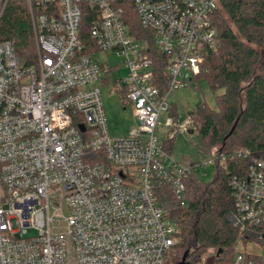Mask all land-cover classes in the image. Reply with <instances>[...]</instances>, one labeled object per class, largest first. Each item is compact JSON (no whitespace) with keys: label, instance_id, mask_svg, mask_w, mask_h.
<instances>
[{"label":"built area","instance_id":"1","mask_svg":"<svg viewBox=\"0 0 264 264\" xmlns=\"http://www.w3.org/2000/svg\"><path fill=\"white\" fill-rule=\"evenodd\" d=\"M6 3L0 0V18ZM24 4L34 61L0 42V264H167L179 231L160 194L183 208L190 177L235 159L247 164L227 181L228 219L264 249V160L215 148L202 164L178 163L154 135L167 98L192 82L205 50L215 47L219 0ZM150 45L162 57L164 81ZM103 51L122 60L124 78L113 80L116 65L94 60ZM109 81L136 120L125 136L109 135L100 92ZM231 264H264V256L237 251Z\"/></svg>","mask_w":264,"mask_h":264},{"label":"trees","instance_id":"2","mask_svg":"<svg viewBox=\"0 0 264 264\" xmlns=\"http://www.w3.org/2000/svg\"><path fill=\"white\" fill-rule=\"evenodd\" d=\"M89 20L86 17L81 26L86 42ZM212 25L217 32L215 47L205 50L200 71L192 82L204 79L211 91L222 93L215 96V110L201 104L188 115L185 128L199 133L203 141L200 151L241 149L264 160V0H219ZM144 34L139 27V37ZM3 41H10L27 64L34 61L24 0H7L0 18ZM148 52L158 63L156 77L164 81L161 55L152 45ZM246 164L247 160L235 159L217 165L210 181L190 177L183 208H174L170 195L160 194V205L179 231L167 264H178L184 255L185 264H201L206 252H210L206 264H231L239 243L246 242V238L228 219L233 201L227 181L231 175L244 172Z\"/></svg>","mask_w":264,"mask_h":264},{"label":"rangeland","instance_id":"3","mask_svg":"<svg viewBox=\"0 0 264 264\" xmlns=\"http://www.w3.org/2000/svg\"><path fill=\"white\" fill-rule=\"evenodd\" d=\"M94 60L108 65H116L111 78H124L126 70L122 65V60L117 58L112 52H98L94 55ZM102 107L107 121L109 135L119 137L127 135L136 126V120L132 115L131 106L125 99L117 82L109 81L100 86ZM222 93V90L211 91L204 79H198L189 85L180 87L172 91L167 98L170 109L162 112L158 117V125L154 130V135L159 143L169 146L173 160L178 163L202 164L210 159L212 152L200 151L203 141L197 131L190 133L186 130L188 115L194 112L201 104H206L211 110L216 109L215 96ZM168 118L173 119L170 126L165 122ZM215 169L213 166L202 167L197 175L204 181L212 180ZM202 174H205L203 176ZM240 245V246H239ZM237 251L253 252L264 256V249L254 240L240 242ZM210 252L202 255L208 259ZM201 258V259H202Z\"/></svg>","mask_w":264,"mask_h":264},{"label":"water","instance_id":"4","mask_svg":"<svg viewBox=\"0 0 264 264\" xmlns=\"http://www.w3.org/2000/svg\"><path fill=\"white\" fill-rule=\"evenodd\" d=\"M235 128V125L231 128L230 132L228 133V136L231 135ZM178 264H185V255L183 256L182 260Z\"/></svg>","mask_w":264,"mask_h":264},{"label":"crops","instance_id":"5","mask_svg":"<svg viewBox=\"0 0 264 264\" xmlns=\"http://www.w3.org/2000/svg\"><path fill=\"white\" fill-rule=\"evenodd\" d=\"M113 80H115V79H113ZM112 82V81H111ZM121 92L124 94V92L121 90ZM170 109V108H169ZM173 120V119H172ZM166 147H167V149H168V151H169V149H170V147L169 146H167L166 145ZM170 152V151H169Z\"/></svg>","mask_w":264,"mask_h":264}]
</instances>
